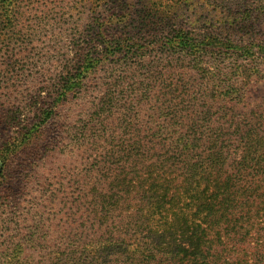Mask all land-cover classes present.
Wrapping results in <instances>:
<instances>
[{"label": "trees", "instance_id": "trees-1", "mask_svg": "<svg viewBox=\"0 0 264 264\" xmlns=\"http://www.w3.org/2000/svg\"><path fill=\"white\" fill-rule=\"evenodd\" d=\"M137 1L92 0L96 15L74 40L73 59L32 98L34 117L26 128L17 129L19 109L0 112L8 132L0 161L7 164L22 147L28 160L48 146L42 136L62 107L87 94L102 67L115 64L87 123L76 126L78 135L92 130L95 154L87 177L100 179L78 197V212L61 221L59 244L38 264H264V103L251 108L235 86L224 91L222 70L211 80L202 59L209 49L243 57L248 65L235 60L229 76L249 80L259 72V57L264 60V41L238 44L209 34L195 42L187 30H177L161 39L167 63L148 64L157 48L143 42V33L163 30L171 16L160 10L161 0H143L142 10ZM101 2L113 4L104 18L95 12ZM32 6L30 0H0L4 49H10L8 36L21 33L24 9ZM238 26L253 28L247 20ZM111 27L119 32L110 34ZM176 53L188 54L182 67L189 62L201 81L167 72ZM118 65L125 73H115ZM138 66L143 78L125 86ZM145 111L153 113L152 122L140 121Z\"/></svg>", "mask_w": 264, "mask_h": 264}, {"label": "rangeland", "instance_id": "rangeland-1", "mask_svg": "<svg viewBox=\"0 0 264 264\" xmlns=\"http://www.w3.org/2000/svg\"><path fill=\"white\" fill-rule=\"evenodd\" d=\"M30 1L34 6L24 9L27 14L21 20V33L8 36L10 49L0 46V112L19 109L22 124L18 130L24 129L27 118L34 117L30 105L38 89L49 86L61 65L73 59L74 40L79 39L80 33H86L96 15L92 0ZM161 3L160 10L164 9L171 20L161 31L143 33V42L157 48V52L146 57L148 64L153 60L157 64L161 60L167 63L166 56L160 53V49L165 51L161 39L177 30H187L195 42L204 41L209 34L230 38L238 44L255 38L264 41V0H161ZM175 3L180 5L178 11L173 8ZM143 4V0H138L137 9L142 10ZM112 9V3L101 2L95 12L104 18ZM246 20L252 29L236 27ZM118 32L119 28L109 29L110 34ZM14 54L20 55L19 62L12 60ZM187 55L173 54L167 72L201 81L200 74L191 69L189 62L186 68L182 67V61L188 60ZM202 59L203 65L211 70V80L222 70L224 91L235 86L251 108L264 103V60L261 57L257 66L259 72L249 80L241 74L233 79L229 76L235 60L238 65H248L243 57L209 49ZM114 66L110 62L102 67L88 81L87 94L72 98L49 122L42 136V141L48 139L47 147L38 148L28 160L27 147L18 148L7 164L0 161V264H30L33 261L38 264L49 259L61 239L62 219L78 212V197L89 194L100 179L95 174L87 177L89 161L95 154L91 144L92 130L78 135L76 126L87 123L92 104L105 94L108 68ZM124 71L118 65L115 73L119 75ZM141 71L140 66L135 68L134 78L129 77L125 86L141 80ZM46 93L42 98H48ZM226 101L231 104L234 100L229 97ZM152 114L145 111L140 121L150 122ZM6 135L8 132L0 126V146Z\"/></svg>", "mask_w": 264, "mask_h": 264}]
</instances>
